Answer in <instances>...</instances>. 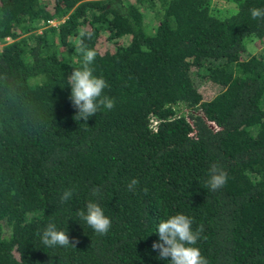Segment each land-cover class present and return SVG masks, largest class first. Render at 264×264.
Segmentation results:
<instances>
[{
	"label": "trees",
	"instance_id": "trees-1",
	"mask_svg": "<svg viewBox=\"0 0 264 264\" xmlns=\"http://www.w3.org/2000/svg\"><path fill=\"white\" fill-rule=\"evenodd\" d=\"M253 7L264 0H0V264H170L152 244L178 213L203 226L193 246L208 264H264V19ZM81 28L115 101L87 123L67 84ZM102 39L114 49L100 51ZM212 164L228 176L216 191ZM89 200L111 219L107 235L79 217ZM49 223L75 247H46Z\"/></svg>",
	"mask_w": 264,
	"mask_h": 264
},
{
	"label": "clouds",
	"instance_id": "clouds-1",
	"mask_svg": "<svg viewBox=\"0 0 264 264\" xmlns=\"http://www.w3.org/2000/svg\"><path fill=\"white\" fill-rule=\"evenodd\" d=\"M251 18L264 19V9L253 7L250 9ZM81 44L77 46L76 52L82 58L81 66L73 69L71 75L67 78V84L70 86L71 93L69 100L76 114L75 120H83L87 123L90 117L102 109L112 110L115 101L107 95H104V89L109 85L106 80L100 76H95L90 65L96 58V51L83 45V39H91L93 33L84 28L79 30ZM228 181L227 173L218 165L212 164L208 170L207 186L209 190L216 191L224 187ZM139 184L137 178H132L128 182V190L135 191ZM147 192V189L144 190ZM73 189H65L60 196L62 203L67 202L73 196ZM99 189L93 188L92 195H98ZM79 217L93 229L98 235H107L112 222L104 214V210L99 203L89 200L84 210L78 212ZM193 220L185 214L178 213L162 219L156 232L159 241L153 242L152 249L158 251V259L169 261L170 264H208V260L201 254L198 247H194L200 239L203 232L201 225L195 231L192 228ZM41 242L50 248L67 247L75 242H70L67 232L58 230L54 223H49L42 231L38 233ZM78 242V241H76Z\"/></svg>",
	"mask_w": 264,
	"mask_h": 264
},
{
	"label": "rangeland",
	"instance_id": "rangeland-1",
	"mask_svg": "<svg viewBox=\"0 0 264 264\" xmlns=\"http://www.w3.org/2000/svg\"><path fill=\"white\" fill-rule=\"evenodd\" d=\"M129 1H134V0H129ZM48 21H49V23H51V24H53V25H54V24H58V22H57L56 20H51V19H49ZM101 43H102V44H101V47H99V48H100V51H102V52H104V51H106V50H113V49H114V45L111 44V43H108V42H107L106 40H104V39H102ZM252 43H253V45H252ZM252 43L247 45V49H248L249 53H255V52H257V50H258V48H257V46H256V44H255V42H252ZM200 92H201V94H202L204 100H210V99L215 95V93H216V89L213 88V87H211L210 85H203V86H201V88H200ZM55 204H56V206L58 207V205L61 204V201H58V200L56 199V200H55Z\"/></svg>",
	"mask_w": 264,
	"mask_h": 264
}]
</instances>
